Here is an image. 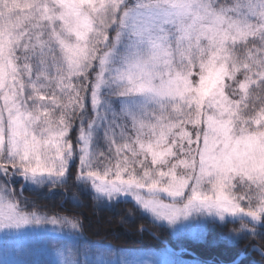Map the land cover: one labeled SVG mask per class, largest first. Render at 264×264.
Instances as JSON below:
<instances>
[{"label":"snow or ice","instance_id":"obj_1","mask_svg":"<svg viewBox=\"0 0 264 264\" xmlns=\"http://www.w3.org/2000/svg\"><path fill=\"white\" fill-rule=\"evenodd\" d=\"M42 196L264 264V0H0V246L63 257L4 264H132Z\"/></svg>","mask_w":264,"mask_h":264},{"label":"trees","instance_id":"obj_2","mask_svg":"<svg viewBox=\"0 0 264 264\" xmlns=\"http://www.w3.org/2000/svg\"><path fill=\"white\" fill-rule=\"evenodd\" d=\"M39 206L42 210L49 212H59L61 215L78 214L83 225V235L91 242L111 245L113 248L112 256L117 255L119 260L134 262L149 259L154 253L166 255L171 260L182 259L186 264L196 258H206L195 245L189 247L180 245L175 237L169 238L167 234L160 236L159 229L147 227V231L140 234L137 229L140 224L147 226L145 218L137 215H130L131 205L121 204L112 209L97 208L88 200L82 201V206L74 207L71 203L64 202L60 197H41ZM155 232L159 240H154L151 233ZM168 243L174 251H169ZM257 244L264 245V241H255ZM178 251H182L178 253ZM216 258L227 262L231 255L228 252H216L212 254ZM106 259L109 257H105ZM251 259L259 260L258 256Z\"/></svg>","mask_w":264,"mask_h":264},{"label":"rangeland","instance_id":"obj_3","mask_svg":"<svg viewBox=\"0 0 264 264\" xmlns=\"http://www.w3.org/2000/svg\"><path fill=\"white\" fill-rule=\"evenodd\" d=\"M53 235L51 232L47 234H42L38 236L36 239H44L45 236H51ZM165 245H167L164 242ZM173 247H168L169 251H172ZM112 260L120 261L117 255L112 256ZM105 258V257H103ZM5 259L8 260H22V261H52V260H61L63 257L58 256L55 253L54 249L48 250L43 247L37 246L33 244L32 246L25 245L23 248V251H17L12 252L9 251L7 255L5 254L2 246H0V264H4ZM106 259V258H105ZM148 261H158L159 264H168L169 261H172L170 258H168L166 255H161L158 253L152 254V256L149 257V259H135L132 264H136V262H144V264H147Z\"/></svg>","mask_w":264,"mask_h":264}]
</instances>
